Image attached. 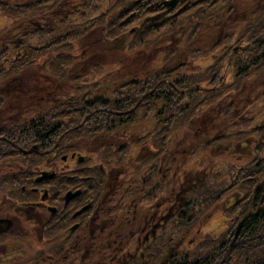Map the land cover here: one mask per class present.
Instances as JSON below:
<instances>
[{"label":"rangeland","instance_id":"obj_1","mask_svg":"<svg viewBox=\"0 0 264 264\" xmlns=\"http://www.w3.org/2000/svg\"><path fill=\"white\" fill-rule=\"evenodd\" d=\"M7 1L11 5H23L33 0ZM116 1L61 0L55 3L51 11L34 17L16 21L0 17V54L5 50L0 56V69L12 75L17 73L15 77L9 75L6 80L0 81V95L5 100V106L0 111V127L12 130L17 125H28L57 105L83 104L95 98L118 102L131 89L129 85L119 87L122 83L144 80L147 76L168 71L178 65L184 67L172 79L177 81L181 76H187L188 80L196 81L195 98L187 97L178 107L176 104L178 112L181 111L183 117L185 115L184 121L171 128L167 137L160 141L157 133L162 128L161 119L167 108L163 100L154 104L153 112L147 118H144L145 109L139 108L134 120L129 123L99 134H94L90 125L87 128L90 134L82 138H71L69 142L66 138L57 148L53 146L48 151L42 150L38 142L27 146L28 141L21 139V152L11 154L8 145L0 140V145L7 148L0 161V180H5V184L0 186V219L11 221L12 226L8 232L16 236V239L9 237L1 241L0 264H123V261L129 264H148L146 259L149 252H152L150 264H170L172 260L178 262L185 258L190 262L205 260L207 264H228L225 263L227 258L222 262V254L213 258L205 256L215 251L220 242L209 245L203 253L197 247L203 242H214L229 229L231 218L225 217L222 211L237 200L234 196L228 198L234 191L226 193L227 203L222 208L205 211L206 218H199L195 222L193 220L189 225L178 218L190 215L187 206L204 195L202 189L211 184L216 185L217 182L229 186L236 177H232L231 173H234L231 169L247 162L237 160L243 158L244 150L239 145H231L235 144L232 139L227 141L226 149H222L224 152L211 148L214 145L205 146L207 142L243 130L248 122L250 124L247 128H257L264 123V70L242 81L238 91L228 92L212 102L210 91L213 85L208 82L210 66L222 56L226 44L211 48L218 35H232L233 42L231 39L230 43L233 44L242 28L250 24L252 14L264 9V0H235L232 16L222 17L217 25L212 20L203 21L200 28L202 34L190 45L186 41L188 28L183 26L180 30L163 33L158 42L144 48L137 42V46L120 48L106 40L108 25L120 8V5L112 8ZM36 29H41L45 35L33 38ZM59 34H70L71 39L68 38V41L71 46L67 44L64 49L60 41L61 48L55 54L51 51L52 46L56 45L55 37ZM20 44H28L32 50L29 52V62L25 64L28 68L17 71L13 68L21 64L20 61H14ZM249 44L245 37L234 50ZM38 47L44 48L39 50ZM196 50L199 51L197 55ZM53 54L61 55L60 62L66 56H70L74 62L64 76H57V65L52 67L53 72L43 66ZM237 71L238 68L231 62L223 66L220 74L226 86L236 82ZM203 99L207 100L206 103L198 105ZM231 115L237 125L233 124ZM74 118L77 122V116ZM58 120L67 123L72 119L60 115ZM43 133H47V130ZM22 135H27V131ZM124 145V158L116 157L117 148ZM73 153L89 157L95 166L93 172L99 173L100 166L112 169L108 195L103 197L99 212L93 216L91 224L88 219L82 223V226H89L81 235H86L85 241L81 243L76 240L71 243L79 233L70 231L74 220L65 226L62 234H66V237L56 235L57 229L54 226L64 223L55 214L57 209L64 208V201L49 191L57 187L67 191L75 184L84 186L80 178L89 171H86L84 165L77 164V157L75 160L72 158ZM138 160L142 162L138 164ZM22 173L23 176H20ZM44 173L48 176L54 173L55 177L36 184L35 189H41L38 193H29L34 183L30 181L42 177ZM58 173L61 174L60 178H56ZM101 176L105 179L107 175L103 173ZM149 177H152V189L155 186L156 189L152 193H137L141 180L146 179L147 183ZM13 181L27 185L28 195L37 206L30 210H26L27 207L16 208L23 199H10L20 193L19 189L12 186ZM122 185L125 189L122 193L131 189V186L135 192L133 209L129 212L126 211L129 201L125 198L120 200L121 197H115L113 192V187ZM150 187L151 183L147 184L146 190ZM7 189H12V196L7 195ZM47 197L49 200L46 201ZM86 199L85 195L73 200L65 213L72 214L81 204L88 202ZM96 204H92L94 210ZM46 206L56 209V212L50 213L54 214L51 215L54 216L53 220L51 225L45 226V217L50 215ZM95 216L98 219L96 217L97 220L93 221ZM150 218L152 234L150 229L144 231V224ZM148 232L150 238L147 236L146 242H143ZM137 233L141 244L134 238L126 247L129 236L133 234L134 237ZM230 240L231 237H228L225 242ZM137 249L138 254L144 253L137 261L133 260L136 258L133 255H126L127 252L133 254Z\"/></svg>","mask_w":264,"mask_h":264},{"label":"trees","instance_id":"obj_2","mask_svg":"<svg viewBox=\"0 0 264 264\" xmlns=\"http://www.w3.org/2000/svg\"><path fill=\"white\" fill-rule=\"evenodd\" d=\"M59 1L61 0H33L23 5H11L7 0H0V17L9 21L34 17L51 11L55 3ZM234 1L235 0H117L112 8L118 7V5H120V8L118 9V14L110 22L111 24L108 25L106 40H109L110 44L113 43L120 48H127L133 45L137 46L136 42L144 48L148 47L151 43L158 42V38L163 33L168 34L166 33L167 31L180 30L181 27L186 26L188 28L187 33L185 32L186 41L188 45H190L195 41L196 37L198 38V36L202 34L201 32L203 31L200 32V28L203 21L212 20L215 25H217L222 20V17L228 18L232 16L234 13ZM0 33H2V30H0ZM33 35V38H37L35 36L41 35V37H43L45 33H42L41 29H36ZM69 35L70 34L61 36L60 34L56 35L55 39L57 41L54 42L56 45L52 46L51 52L54 51L56 54V51L61 48L60 41L63 42L64 49L67 47V44L71 46V43L68 41V38L71 39V35ZM245 37L250 42L249 46L245 48L239 47L234 50V47ZM217 38L216 43L211 46V48H217L222 43L226 44L223 46L222 50L224 53L222 56L215 60L210 66L208 82L210 85H213L210 91L211 102L219 97L221 98L228 92L238 91L242 81H245L253 73L264 70V9L257 14H252L250 24L242 28L241 34L233 44V38L230 34L224 37L218 35ZM231 39L232 42L230 43ZM106 40L102 39L103 42L108 43ZM50 43L53 44L52 41ZM17 47L16 59L14 61H20L21 64L13 69L19 71L20 69L23 70L28 68L25 67V64L29 62V52L32 50V46L20 44ZM42 48L44 47H38L39 50ZM4 52L5 50L0 54L1 57ZM198 53L199 51L196 50L195 54L197 55ZM55 54L51 55L43 66L46 69H51L53 72L52 67L57 65V67H59V74H57V76L61 77L66 74L70 65L72 66L74 62L70 60V56H66L65 59L62 58V62H60L61 55ZM230 62L233 66L238 68V77L235 83L226 86L223 78H221L220 71L226 63ZM183 67L184 65H178L168 71H162L158 74L147 76L144 80H132L122 83L119 87H127V85H129L131 89L128 88L129 90L125 92L123 99L119 98L118 102H109L108 100L102 101L103 99L95 98L83 104H62L64 106L60 107L57 105L28 125H17L13 127L12 130L10 128L0 127V140L8 145L11 154L21 152V139L28 141L27 146L33 142H38L42 150L48 151L53 146L57 148L58 144L66 138L69 142L71 138H82L86 136L87 133L90 134L91 131H87L90 125L92 131H94L93 133L99 134L114 130L120 125L129 123L134 120L136 111L139 108L145 109L144 118H147L153 112L154 104L160 100L167 103V108L165 107L166 113L162 115L163 119H161L162 128L157 133V136H159L158 140H164L171 128H174L180 121H184L185 115L183 117L181 111L178 112V104L184 102L187 97L195 98L196 81L192 82V79L188 80L187 76H181L177 81L172 79L173 75L178 74V70ZM16 74L15 72L12 75L9 71H2V69H0V81L6 80V77L9 75L14 76ZM4 101V98L0 95V111L5 106V103H3ZM206 101V99L200 100L198 105H203ZM93 103L97 104L93 105ZM60 115H63L65 118L69 117L72 120H69L67 123H62L58 120V116ZM75 116H77V122L75 118L73 119ZM231 117L233 119L232 115ZM232 121L234 125H237L234 119ZM248 124H250V122L244 125L243 130L228 136L213 139L205 145H214L211 148L224 152L222 149H226L227 141L232 139L235 144L232 143L231 145H239L242 147L244 150L243 158L237 160L241 161V163L245 160H247V162L243 165L238 164L231 169L234 173V175L231 173L232 177L236 176L234 181H231V184L227 187L221 182H217L216 185L211 184L205 187L201 190L204 195L200 199L194 200L191 206L188 204L187 213H190V215H181L178 218V220L185 225L191 224L193 220L195 222L199 218H206V216H204L205 211L211 208H222L227 203L226 193L234 191L228 198L234 196L237 200L231 207L227 209L224 208L222 211L225 217L229 216L231 218L229 229L222 233L214 242H203L197 247L200 252L203 253L209 245L220 242V246L215 251L209 252L205 256H208L206 258H213L220 257V254H222V262H224V258H227L225 263L228 264H264V182H262L264 181V123L257 128H247ZM44 130H47V133H43ZM24 131H27V135L25 136L22 135ZM41 137L44 139H40ZM125 147L126 146L117 148L118 151L116 152L118 155L116 157L124 158ZM108 149L111 150V146H109ZM6 150L7 148L0 145V161L1 157H4ZM161 151L163 150H160V152ZM228 152L231 153L229 150ZM28 173L30 176L32 175L31 172ZM101 174L100 172H93L91 175L94 183L92 185V195L90 196L94 205L98 203L103 193L104 178ZM20 176H23V173L20 174ZM13 177L15 178L14 175ZM49 177V179H53L55 177L54 173L50 174ZM219 178L220 177H218V179ZM25 181L27 183V177ZM41 181H43V179L40 180L36 178L34 181L31 180L30 182L34 183L32 186H30L31 183L28 184L30 186L29 193L34 194L35 192L38 193L39 190L41 191V189H35L36 184ZM4 184L5 180H0V186ZM12 186L14 189H19L20 193L14 195V199H10L13 201L17 198L23 199L16 208L27 207L26 210H30V208L37 206V203L33 202L34 200L29 197L28 188L25 183L22 184L13 181ZM154 188L156 189V186ZM42 191H44V189ZM49 191L56 196L59 195L60 200L63 199L64 201L65 194L69 189L66 191L64 188L61 190V188L57 187L55 189L51 188ZM5 192H7L8 196H12L13 194L12 189H7ZM80 193L81 192L78 191L77 196H79ZM64 206L67 205L63 203V207ZM63 210L66 211L67 208L64 207L56 211L57 213H63ZM69 213H65L67 215L61 222L64 223L63 225L54 226V228L57 229L56 235L62 234L65 231L67 223L74 220L73 213ZM52 217L53 216H50L49 220ZM48 224L51 225V222ZM62 235L63 237L66 236V234ZM11 236L12 233L9 232L0 234V249L3 245L1 241L5 238L8 239L10 237L16 239V236ZM228 237H231L230 242H225ZM170 264L207 263L205 260L190 262L185 258L178 262L172 260Z\"/></svg>","mask_w":264,"mask_h":264},{"label":"flooded vegetation","instance_id":"obj_3","mask_svg":"<svg viewBox=\"0 0 264 264\" xmlns=\"http://www.w3.org/2000/svg\"><path fill=\"white\" fill-rule=\"evenodd\" d=\"M124 146H121V147H124ZM76 157H77V161H76L77 164L84 165L83 167L86 168V171L88 170L89 173H86V175L84 177H81L80 178V179H83L84 182H81V184L84 183V186H78L77 184L71 186V188L69 189L70 192H77L78 193V191H80L81 193H80L79 196H76V197L72 198L68 203H66L65 200H64V205H67V206H64V207L67 208L68 205L71 202H73V200H75V199H77V198H79L81 196H85V195L88 198V199H86V200H88V202L85 203V204H81L80 207H78L76 210L73 211V219H74V221H73V224L70 227V230L72 232H74V233H77V232H79V233H77V235H75L74 240L72 239L71 243L74 242L75 240L76 241H80V243L82 241H85L86 235L85 234L83 236H81V235L83 234V231L89 225L88 224H84L82 226V223H83V221H84V223H86L85 222V219H88V222L91 224V220L93 219V216L96 214V212H99L98 211L99 210V206H100L101 201L103 200V197L108 195L109 179H110V173H111V170H112L111 168L106 169V168L100 166L99 172L102 173V174L105 173L107 176L104 179V188H103L102 197L98 201V203L96 204V209L94 210L93 209V206H92V204L94 205V203L91 201V196L90 195H92V185L94 183V181L92 180L91 175H92V173H93V171L95 169V166H94V164H92V162L89 161V157L82 156L79 153H76V154L73 153L72 154V158L75 160ZM141 162L142 161H139L138 160L137 163L139 164ZM58 177H61V174L60 173L56 174V178H58ZM49 178L50 177L48 176L45 179H49ZM149 178H150V180L147 183H145L146 182V179H145V181H142L141 180V183H140V186H139V189H138L137 193H141V192H144L145 194H146V192L147 193H152V177H149ZM45 179H43V180H45ZM149 183H151V187H150V189L146 190V186ZM129 186H131V185H129ZM121 188H122V190H121ZM106 189H107V191H106ZM124 190L125 189L123 188V185L120 186V187L119 186L118 187H113V192L115 194V197L120 196L121 197L120 200L121 199L123 200L125 198V199H127V201H129V202H127V207H126V211L129 212V211H131L130 209H133V207H132V201H133V196H134L135 192H134L132 186H131V189H127V191L125 193H122V191H124ZM48 197H47L46 201L49 200ZM46 208L49 209V214L52 213V212H56L55 211L56 209L55 210L54 209H51L48 206H46ZM111 211H113V210H111ZM55 215L60 216V219H63L67 214H65V210H63V213H56ZM50 216H51V214L48 215V217H45V226L48 225V223L51 222L50 220H52L53 217H54L53 216L49 220ZM96 217L97 216L94 217V220L93 221H96L98 219V217H97V219H96ZM144 225H145V227H144L145 230L144 231H147L148 229H150V234H152V226H151L152 225V218H150L149 222H147ZM148 234H149V232L145 236V239H143V242H146L147 236H148V238H150V234L149 235ZM132 235L129 236V240H127V242H126L127 243L126 244V247L128 246V242L130 243V241L132 239H134V238H137V243L138 244H141L139 233H137V235H135L134 237ZM90 246H91V244H90ZM149 247H151V246H149ZM126 255H128V256L133 255L134 257H136L133 260L136 259V261H137L139 258H141V257L144 256V253L138 254V249H137V250H135L133 252V254H132V252L131 253L130 252H127ZM137 255H139V257H137ZM146 261H147L148 264H150L152 262V252L147 253V259H146ZM123 264H129V262H127V261L124 262L123 261Z\"/></svg>","mask_w":264,"mask_h":264},{"label":"water","instance_id":"obj_4","mask_svg":"<svg viewBox=\"0 0 264 264\" xmlns=\"http://www.w3.org/2000/svg\"><path fill=\"white\" fill-rule=\"evenodd\" d=\"M47 177H48V175L44 173L43 176L40 177L39 179L42 180V179H45ZM77 195H78L77 192L68 191L65 195V202L68 203L72 198L76 197ZM11 226H12V223L10 220L0 219V234L8 232L10 230Z\"/></svg>","mask_w":264,"mask_h":264}]
</instances>
